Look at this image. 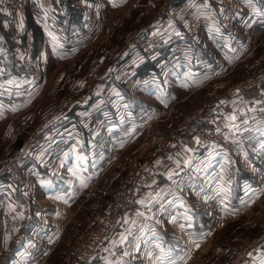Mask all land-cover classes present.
<instances>
[{
    "label": "rangeland",
    "instance_id": "rangeland-1",
    "mask_svg": "<svg viewBox=\"0 0 264 264\" xmlns=\"http://www.w3.org/2000/svg\"><path fill=\"white\" fill-rule=\"evenodd\" d=\"M104 1L83 4L91 12L81 16L83 32L90 31L81 43L76 41L73 51L53 44V30L58 24L77 29L59 23L52 14L47 19L40 16L38 0H9L0 11V82L12 78L11 84H0V238L13 236L9 243L13 250L18 239L31 233L25 245L31 251V264H70L86 250L95 224L112 216L105 239L92 248L90 257L79 259L89 264L107 238L129 229L135 224L129 221L149 208L139 202L144 201L148 182H153L155 151L170 148L186 132L197 143V129L180 132V124L205 103L220 124L216 95L235 100L255 86L234 97L228 95L231 87L264 74V21L245 17L249 11L242 9L241 0L232 25L224 23L223 6L214 0H210L214 6L205 0H126L122 6L104 5V12L94 16ZM51 2L57 6L56 0ZM69 3L78 7L83 1ZM249 10L251 14L259 10L263 16L260 4L256 9L252 3ZM256 25L260 30L252 29ZM216 26L225 29L221 36L213 31ZM217 34L218 40L208 37ZM125 99L130 100V108ZM112 114L131 123L117 127ZM74 125L82 140L76 128H70ZM129 125L134 130L124 135ZM220 128L234 139L221 124ZM160 139L165 141L159 144ZM73 146L76 151L85 149L87 155L92 149V160L77 161L83 167L73 166L71 157L67 159ZM219 148L233 151L236 146ZM138 170L146 185L136 191V211L131 213L120 206L119 196L134 187ZM53 179L58 181L57 193L45 195L43 183ZM252 185L248 182L243 188ZM229 196L214 193L204 204L197 200V207L209 216L204 227L213 219L214 228L210 237L204 235L206 242L196 243L191 251L186 236L178 235L187 247L179 264H244L262 254L264 199L231 210ZM167 226L177 233L175 224ZM190 228L183 233H193ZM100 230L99 226L95 232ZM198 236L196 231L192 239ZM151 245L158 248V243ZM245 248L248 256L241 263L238 259ZM1 249L2 260L9 250Z\"/></svg>",
    "mask_w": 264,
    "mask_h": 264
},
{
    "label": "crops",
    "instance_id": "crops-1",
    "mask_svg": "<svg viewBox=\"0 0 264 264\" xmlns=\"http://www.w3.org/2000/svg\"><path fill=\"white\" fill-rule=\"evenodd\" d=\"M8 1L9 0H0V11L3 12L4 6ZM81 1H83L85 5V3H87L86 1L89 0ZM205 1L210 2L209 4L207 3L208 6H214L211 4L210 0ZM125 2L126 0H105L100 6L99 12L100 14L104 12V5L109 7L122 6ZM200 2L202 3V1ZM241 2L243 4L242 9H244L245 12L249 11V14L245 17L259 16L258 19L256 18L257 21H264V0H241ZM252 3H254L256 9L257 4L262 6L263 16H261L259 10H256V12L252 14L250 13L251 10L249 9H251ZM86 9L87 8H85V11ZM57 10L58 8L56 7V12H58ZM55 13L53 17L57 18ZM256 19L254 18L253 21H256ZM50 22H52L51 19ZM216 27L217 30L213 31H218L221 36V32L225 31V29L222 30V28ZM263 28L264 26L261 29ZM77 29L78 30L75 32L84 30L83 26ZM246 29L249 31L251 29L250 25L246 26ZM252 29L255 31L260 30L259 25L253 26ZM88 35H85V37H88ZM85 37L80 39L78 43H81ZM208 37L218 40V34L208 35ZM53 44H55V42H53ZM58 48L67 51V49L63 47L58 46ZM257 67L258 66H254L253 69ZM11 81L12 78L7 80L5 78L0 84L6 86V84H11ZM263 83L259 86H255V88L251 90L253 92L251 96H248L251 92L249 90L240 93L235 100H229L226 95L223 96L221 94L216 95V98L213 99L218 101L216 112L218 113L220 124L236 141L235 150L229 151L223 149V151H221V148L213 147L207 143L198 144L194 142L190 132H186L183 138L178 140L176 144H172L170 148L164 151H160L159 149L155 151L153 155L155 161L151 167L153 182L149 181L144 189L145 193H142L144 203H148L149 208L143 212V215L134 221L135 224H133L132 220L129 221V223L133 224L129 229L123 228L115 231L111 237L107 238L98 251V255L92 261L90 260L89 264H158V262H161L160 257H162V255L170 256L171 259H175L177 264H179V258L183 257L187 249L191 251L193 247H197V245H195L196 243L201 241L203 243L206 242L204 238L206 229L204 226L207 224L209 216L207 212H204L205 207L203 208V212L200 211V207L196 205L197 200L203 201L204 204L214 193L230 194L229 197L231 199H228L230 201L228 209L239 210L238 207L242 204L251 203V205L253 204V206H255V202L259 199H264V149L260 147L261 143H264V116L260 115L258 112V108L261 107L260 105L264 101ZM130 107L131 104L129 103V108ZM2 108L3 105L0 103V114L2 113ZM131 110L133 111L135 109L132 108ZM231 115L236 116L235 121L229 120ZM125 121L126 124L131 123V120L125 119ZM231 124L237 125L239 130L237 131L229 127ZM53 125L54 124L51 126ZM130 127L129 125L124 135L128 131L134 130V128ZM70 128L73 130L76 126H70ZM64 129L67 128L65 127ZM75 131L82 140L81 131L77 128ZM128 137L129 136H125L126 139ZM249 137L252 139H249ZM164 141L165 139H160L158 142L160 144ZM88 142L90 143V141ZM94 142L96 141H92V144H94ZM80 143L82 144V142ZM188 149H192V151H188ZM91 150L92 149H90L87 155L85 149H82V151L77 149L76 151L73 146L68 152L67 159L71 157L73 166L83 167L82 164L78 165L77 161L85 163V159H87V161L92 160ZM76 152L81 154L76 155ZM73 156L77 160H75ZM163 157L168 159H163ZM186 160H190L191 163L186 164ZM165 163L166 165L163 166ZM172 166H182V168L180 167L176 171H173L171 168ZM169 174H172L171 179H169ZM48 178L52 179L50 177ZM44 182L43 187L45 195H54L52 193H57V180L53 179L52 183L51 180ZM248 182L253 185L244 190L243 186L248 185ZM221 187L228 189V191H220ZM223 198L225 197L223 196ZM250 198L251 200H248ZM241 201L245 202L241 203ZM12 203V201L8 202L9 205ZM173 217L176 218L174 223ZM186 217H190V219ZM28 220H30V218H28ZM166 223L175 224L177 233L173 234L169 232L173 231L172 229L174 227H165ZM185 227H191L193 233L184 234L183 229ZM28 228H30L29 231L31 232V226H28ZM196 231L199 236L198 238L192 239ZM182 234L186 236L189 241V243L186 242L188 248L178 240V238H180L179 236ZM122 237H126V239L123 243H120ZM30 238L31 233L28 238L18 239L19 244L11 250L9 243H11L10 241H14V237L2 234L0 240L3 243L0 241V246L5 247V249L9 251L5 256L6 258L1 260L2 256H0V264H24L26 261L28 262V260H31V251L28 253L25 246L29 244ZM151 242L158 243L159 247L156 248L152 246ZM117 248L121 251L123 250V252L119 254ZM161 249H163V254ZM1 254L2 249L0 250V255ZM193 256L194 254L191 255L190 261L194 259ZM121 258L123 259L121 260ZM262 261H264V249L262 254L253 255L251 258L249 257L244 264H262ZM46 262L47 261H45V264Z\"/></svg>",
    "mask_w": 264,
    "mask_h": 264
},
{
    "label": "built area",
    "instance_id": "built-area-1",
    "mask_svg": "<svg viewBox=\"0 0 264 264\" xmlns=\"http://www.w3.org/2000/svg\"><path fill=\"white\" fill-rule=\"evenodd\" d=\"M218 2L219 4L221 3L223 6L222 13L224 16V23H230L232 25L233 20L236 17V14L239 10L237 0H214ZM99 2H96V5H98ZM38 10L39 14L41 16H44L46 19L49 17L50 14L53 15V13L56 12V7L53 5L51 0H38ZM241 10V9H240ZM239 10V11H240ZM86 16L91 15L90 10L88 8L86 9ZM99 10L94 11V16L95 14L98 13ZM199 25V22L197 23V26ZM54 37L57 39L53 42H55L58 46L63 47L67 50L73 51V49L76 48V41H79L85 35L90 31L88 30L87 32L82 33H77L75 31H70L65 25L58 24L55 26L53 30ZM31 34V33H30ZM29 34V36H30ZM53 38V37H52ZM76 45V46H75ZM42 60V58H41ZM264 74H259L255 78L247 79L238 84L236 88L231 87L228 90V95L230 97H234L238 92L248 89L253 86H259L263 83L264 77L260 76ZM264 100V99H263ZM208 103H205L200 109L195 110L188 120L181 125L182 129L180 132H183L184 130H187L189 128H196L197 132V137H199V140L205 143H210L211 145L220 147V146H229L234 148L236 146V142L234 139H231L227 136L226 132L223 131L220 128V124L217 119V115L215 112L208 113ZM261 107L258 108V112L260 115L264 116V101L260 105ZM219 129L220 131H217ZM148 171V170H147ZM142 173L140 170L134 174L133 179H134V187L129 188L127 190V193L125 195L122 194V196H119V201H120V206H125L126 208H129L128 211H131V213L136 211V206H135V199H136V191L141 190L143 187H145V178L144 176L142 177ZM12 216H15L14 214H11ZM114 221V218H110V220H103L101 222H97L94 226V230L89 236L88 242L85 246L86 250L79 251L77 255H75L72 258V261L70 264H81L82 261H79V259H85L86 257H90L92 253V248L102 239H105V234L108 232V230L111 228V225ZM213 219L209 222V224L205 227V236L210 237L212 235V230L214 228L213 225ZM9 223H12L11 220ZM101 227V230L98 232H95L98 227ZM190 228V227H189ZM190 231H192V228H190ZM11 232V231H10ZM103 234V235H102ZM102 235V236H101ZM264 236V235H263ZM264 239V237H263ZM247 248H245L241 254L240 258L238 261H241V263L246 259L248 256ZM28 264H31V260L29 261Z\"/></svg>",
    "mask_w": 264,
    "mask_h": 264
},
{
    "label": "trees",
    "instance_id": "trees-1",
    "mask_svg": "<svg viewBox=\"0 0 264 264\" xmlns=\"http://www.w3.org/2000/svg\"><path fill=\"white\" fill-rule=\"evenodd\" d=\"M80 1V0H79ZM58 12H56V20L61 23H66L71 29L81 28L82 25V17L85 11V6L82 3V6L72 7L70 6L69 0H56ZM72 4V3H71ZM39 14V13H38ZM40 15V14H39ZM41 16V15H40ZM78 30V29H77ZM145 71H148L147 69ZM144 71V72H145ZM127 100V99H125ZM124 101V100H123ZM127 103H131L130 100L126 101ZM124 102V103H126ZM114 117V122L117 127L123 126L126 123L125 118H121L120 114H112Z\"/></svg>",
    "mask_w": 264,
    "mask_h": 264
},
{
    "label": "snow or ice",
    "instance_id": "snow-or-ice-1",
    "mask_svg": "<svg viewBox=\"0 0 264 264\" xmlns=\"http://www.w3.org/2000/svg\"><path fill=\"white\" fill-rule=\"evenodd\" d=\"M49 35L51 36L52 33H49ZM56 39H57V38L53 36V40L55 41ZM12 110H16L15 106L13 107ZM253 110H254V109H253ZM262 111H264V109H262ZM229 120L235 121V120H236V116H235V115H231V116L229 117ZM229 127L233 128V129H236L237 131L239 130L238 126L235 125V124H231V125H229ZM246 130H247V129H246ZM217 131H220V130L217 129ZM249 139H252V138L249 137ZM196 140H197V143H200L199 137H197ZM240 143H242V142H240ZM260 147H261L262 149H264V143H261ZM188 151H192V149H188ZM225 159H226V161H227V158H226V157H225ZM185 163H186V164H190L191 161H190V160H186ZM177 175H178V173H177ZM171 178H172V174H169V179H171ZM82 184H83V181H82ZM220 191H228V189H225V188L221 187ZM57 198H60V197H57ZM244 202H245V201H241V203H244ZM139 203L143 204L144 201H140ZM137 215H143V213H137ZM186 218L190 219V217H186ZM175 220H176V218L173 217V223L175 222ZM133 223H135V222L133 221ZM182 227H183V225H182ZM125 239H126V237H122L120 243H123ZM158 247H159V246H158ZM161 252H162V254H163V249H161ZM160 259H161V264H164V260H165V259L167 260V264H177V261H176L175 259H171L170 256L162 255V257H160ZM179 259L182 260L183 257H180ZM262 264H264V261H262Z\"/></svg>",
    "mask_w": 264,
    "mask_h": 264
}]
</instances>
